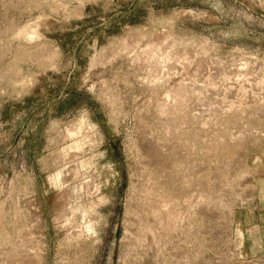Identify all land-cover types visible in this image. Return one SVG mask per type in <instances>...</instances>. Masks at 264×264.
Masks as SVG:
<instances>
[{"label":"rangeland","instance_id":"374dc122","mask_svg":"<svg viewBox=\"0 0 264 264\" xmlns=\"http://www.w3.org/2000/svg\"><path fill=\"white\" fill-rule=\"evenodd\" d=\"M264 0H0V264H264Z\"/></svg>","mask_w":264,"mask_h":264},{"label":"crops","instance_id":"0c3cea01","mask_svg":"<svg viewBox=\"0 0 264 264\" xmlns=\"http://www.w3.org/2000/svg\"><path fill=\"white\" fill-rule=\"evenodd\" d=\"M242 245L247 256H261L264 253V221H238Z\"/></svg>","mask_w":264,"mask_h":264}]
</instances>
